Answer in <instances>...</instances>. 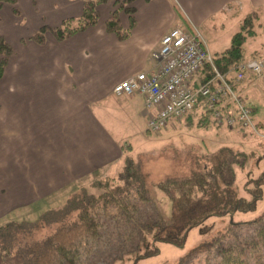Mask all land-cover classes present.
Listing matches in <instances>:
<instances>
[{"label":"crops","instance_id":"0c3cea01","mask_svg":"<svg viewBox=\"0 0 264 264\" xmlns=\"http://www.w3.org/2000/svg\"><path fill=\"white\" fill-rule=\"evenodd\" d=\"M141 2L143 7L133 4L134 25L125 40L106 30L104 15L63 41L47 35L42 46L30 40L32 35L44 23L56 27L80 17L83 0H25L24 5L18 0L19 19L12 5L0 7V37L12 51L0 78V175L8 193L1 202L33 205L101 170L121 168L151 134L146 131L151 112L142 97L117 96L113 87L150 73V55L169 31L218 35L224 23L234 28L253 12L264 24V0ZM151 4L159 7L151 11ZM120 15L121 27L129 29Z\"/></svg>","mask_w":264,"mask_h":264},{"label":"trees","instance_id":"16d2710c","mask_svg":"<svg viewBox=\"0 0 264 264\" xmlns=\"http://www.w3.org/2000/svg\"><path fill=\"white\" fill-rule=\"evenodd\" d=\"M108 1L83 0L80 17L64 20L56 27L42 26L30 40L42 46L47 35L63 41L94 27L100 18L98 7ZM134 1L114 0V10L105 22L106 30L119 40L127 39L134 25L135 9L131 6ZM3 4L14 7V18L21 16L18 0H0V7ZM121 12L129 17L127 30L121 27ZM258 20L259 15L255 12L246 15L240 22L239 31L232 36L229 47L211 54L213 65L221 73L228 74L231 84L237 66L248 59L244 55V44L252 36ZM11 54L9 45L0 38V78ZM212 74L210 65L205 64L193 77L191 88H197ZM251 77L247 75L238 87L245 88L248 83L259 80ZM243 99L254 114L245 91ZM194 110L199 111L198 127H204L210 121L215 124L204 110L202 98ZM188 115L182 120L189 118ZM255 124L257 128L261 127L258 122ZM237 132L242 136L247 134L244 130ZM246 159L245 154L222 147L206 153L203 162L188 175L171 176L158 182L156 188L165 195L170 206L166 219L149 195L146 175L138 164L125 159L113 182H97L92 188L94 191L80 189L60 208L44 212L34 222L0 225V263L138 264L156 256L159 253L158 244L182 249L189 232L198 228L201 240L176 264H191L193 261L196 264H264V211L248 223L230 221L220 229L211 222L236 212L255 209L262 195L260 188L257 189L259 185L255 183L257 194L250 202L239 197L235 185V171L243 168ZM41 230L45 233L40 238H34Z\"/></svg>","mask_w":264,"mask_h":264},{"label":"rangeland","instance_id":"374dc122","mask_svg":"<svg viewBox=\"0 0 264 264\" xmlns=\"http://www.w3.org/2000/svg\"><path fill=\"white\" fill-rule=\"evenodd\" d=\"M22 5L25 0H20ZM55 1V0H51ZM59 2L62 0H58ZM142 0H135L131 6L139 4ZM113 0L101 5L99 9L100 18L104 15L108 19L113 12ZM49 7H52L48 2ZM141 5V4H140ZM139 5V6H140ZM144 5H141L143 7ZM159 6L149 5L147 9L154 10ZM14 8V7H13ZM113 8V9H112ZM26 11V10H25ZM29 13V12H28ZM126 24L129 17L126 13L120 15ZM120 17V19H121ZM127 17V19H126ZM50 18H52L50 16ZM16 19H19V17ZM32 25L36 24L35 18L30 15L27 18ZM46 22V18H44ZM41 22V21H40ZM226 28L222 34H209L203 36L208 51L211 54L221 52L229 47L232 36L239 31V25L232 27V22L224 23ZM47 23L42 24V26ZM41 26V27H42ZM40 27V28H41ZM2 38V37H0ZM244 55L246 58H254L264 55V24L260 19L255 22L252 36L248 37L244 44ZM247 98L252 104L255 123L261 124L258 128L259 135L247 132L245 136L240 132L228 129L223 126L215 125L212 121L206 126L198 127L199 111L194 110L189 113V118L171 123L168 127L158 133L148 134L144 140L140 141L135 148L127 154L126 159L134 164H138L141 171L146 175V184L149 195L158 205L163 218H168L170 214L169 202L165 195L156 188V184L163 179L171 176L183 177L188 175L197 164L203 162L206 153L217 151L222 147H230L247 156L242 169L235 171V185L239 197L246 202H250L257 192L254 189L255 183L259 186L262 195L256 203L255 209L249 212H236L231 216H226L211 220L215 228L225 227L230 221L234 223H248L257 218L264 211V73L257 82L248 83L245 88ZM244 93V92H243ZM245 98V97H244ZM124 164V162H123ZM119 167L105 173L99 171L96 175L79 181L73 186H67L56 194L45 198L42 202L33 205L19 206L0 201V225L8 222H34L41 214L50 210L60 208L66 200L80 189H92L94 184L105 183V180L112 181L117 178ZM4 175H0V200H4L8 195L4 190ZM99 180V181H98ZM256 189V190H257ZM213 219V218H212ZM207 224V223H206ZM45 233L44 230L36 233L34 238H40ZM201 235L198 228L192 229L186 239L182 249L169 244H158L159 253L151 258L140 261L138 264H176L185 254H187L199 241ZM1 264V263H0ZM196 264V261L191 262ZM198 264V262H197Z\"/></svg>","mask_w":264,"mask_h":264},{"label":"built area","instance_id":"2783aa9c","mask_svg":"<svg viewBox=\"0 0 264 264\" xmlns=\"http://www.w3.org/2000/svg\"><path fill=\"white\" fill-rule=\"evenodd\" d=\"M150 57L154 63L150 73L130 76L113 87L117 96L142 97L145 109L151 112L146 131L158 133L171 123L181 121L202 98L204 110L218 126L259 135L252 109L243 99L245 90L238 85L247 75L254 80L262 78L264 55L240 63L231 84L228 74L213 65L202 34L197 30L185 32L175 28L161 38ZM205 64L210 65L212 77L197 88H191L193 77Z\"/></svg>","mask_w":264,"mask_h":264}]
</instances>
